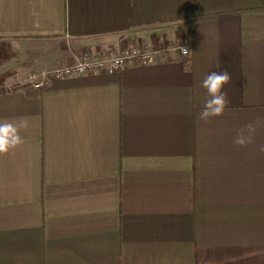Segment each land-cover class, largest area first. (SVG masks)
<instances>
[{
    "label": "crops",
    "instance_id": "crops-1",
    "mask_svg": "<svg viewBox=\"0 0 264 264\" xmlns=\"http://www.w3.org/2000/svg\"><path fill=\"white\" fill-rule=\"evenodd\" d=\"M0 40L38 71L155 51L0 92V121L29 122L0 154V264H264V129L233 144L264 116V0H0ZM225 70L230 104L201 121V82Z\"/></svg>",
    "mask_w": 264,
    "mask_h": 264
},
{
    "label": "clouds",
    "instance_id": "clouds-1",
    "mask_svg": "<svg viewBox=\"0 0 264 264\" xmlns=\"http://www.w3.org/2000/svg\"><path fill=\"white\" fill-rule=\"evenodd\" d=\"M181 48L186 50L184 47ZM216 66L220 67L218 61ZM230 80L231 76L226 70L222 73L210 72L202 80L201 87L206 90L207 98L199 112L201 121L209 122L212 118L221 117L225 114L230 100L228 93L223 89L225 85L230 83ZM28 127L29 122L26 118H20L16 121L8 119L0 121V154H7L23 144L24 140L20 132ZM260 129H264V116H257L253 121L238 128L233 138V144L239 148L254 144ZM257 150L264 153V143L259 144Z\"/></svg>",
    "mask_w": 264,
    "mask_h": 264
},
{
    "label": "built area",
    "instance_id": "built-area-1",
    "mask_svg": "<svg viewBox=\"0 0 264 264\" xmlns=\"http://www.w3.org/2000/svg\"><path fill=\"white\" fill-rule=\"evenodd\" d=\"M184 47L186 50H182ZM174 49L180 55L189 53L186 46L177 42ZM155 61V51L148 48L123 47L116 49L107 46L97 52H82L77 60L71 64L59 66L50 70H41L29 76L34 87L45 85L49 79H63L72 76L90 74H113L121 71L127 64L150 65Z\"/></svg>",
    "mask_w": 264,
    "mask_h": 264
},
{
    "label": "rangeland",
    "instance_id": "rangeland-1",
    "mask_svg": "<svg viewBox=\"0 0 264 264\" xmlns=\"http://www.w3.org/2000/svg\"><path fill=\"white\" fill-rule=\"evenodd\" d=\"M28 50L16 40H0V92L30 82L29 76L39 72Z\"/></svg>",
    "mask_w": 264,
    "mask_h": 264
}]
</instances>
